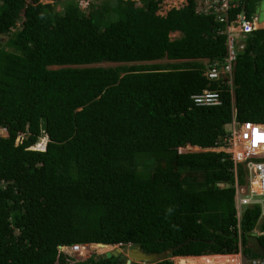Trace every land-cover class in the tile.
Listing matches in <instances>:
<instances>
[{"label":"trees","instance_id":"trees-1","mask_svg":"<svg viewBox=\"0 0 264 264\" xmlns=\"http://www.w3.org/2000/svg\"><path fill=\"white\" fill-rule=\"evenodd\" d=\"M82 1L0 0V264H126L75 260L76 243L181 244L156 264L240 244L264 259L247 241L258 228L264 246L262 207L238 227L245 171L223 148L233 119L264 124V26L237 44L230 87L205 74L228 54L225 24L194 0L165 14L163 0ZM261 1L231 15L250 19ZM207 88L221 103H194Z\"/></svg>","mask_w":264,"mask_h":264},{"label":"built area","instance_id":"built-area-1","mask_svg":"<svg viewBox=\"0 0 264 264\" xmlns=\"http://www.w3.org/2000/svg\"><path fill=\"white\" fill-rule=\"evenodd\" d=\"M198 13L214 15L215 18L225 24V29L219 31L227 36L228 54L223 61L208 65L205 72L210 80H223L232 87V63L237 53V41L246 37L247 33L257 27L258 17L254 14L250 19L243 12H239L234 17L231 15V9L240 5V0H194ZM240 44H243L240 42ZM232 89V88H231ZM220 92L214 89H204L201 93L194 94L192 99L196 105H215L220 103ZM228 134L223 143V148L231 153L236 163H242L244 167V182L239 181L238 170L235 169V208L240 228V218L243 209L248 205L260 204L262 207L261 215L264 216V160L247 159L251 154H263L264 149L257 151L251 147L241 148V137H248L254 141L253 130L256 131L255 141L260 140L264 135V124L256 123H238L235 119L228 124ZM244 129V130H242ZM252 144V143H251ZM38 145V144H37ZM44 146V145H43ZM240 147V148H239ZM36 148H43L36 146ZM71 250L81 252L87 250L85 244H73ZM241 248V244H240ZM250 264H263L264 260L251 259ZM138 264H153L141 262Z\"/></svg>","mask_w":264,"mask_h":264},{"label":"rangeland","instance_id":"rangeland-1","mask_svg":"<svg viewBox=\"0 0 264 264\" xmlns=\"http://www.w3.org/2000/svg\"><path fill=\"white\" fill-rule=\"evenodd\" d=\"M43 2L47 3V2H54V0H42ZM137 3H141V0H136ZM186 2V0H163L162 2V5H161V8L159 10V13L160 14H165L170 8L172 7H180L182 6L184 3ZM87 5V0H83L81 2V6L83 8H85ZM256 16L258 17V20H259V24H257L256 26L257 27H263L264 26V0H262L261 2L258 3L257 5V10H256ZM170 36L172 38H176V37H179L180 36V33L179 32H173L170 34ZM8 39V36L7 35H1L0 37V44L1 45H5L6 44V41ZM240 42H243L242 38L239 39V41H237V44H240ZM206 61V60H205ZM155 62H159V63H167V62H175V61H172V60H169L167 58H164V59H161V60H157ZM100 65H114L113 63H101ZM53 67H57V66H53ZM229 128V126H227ZM244 130V129H242ZM0 135H4L6 136L7 135V131L3 128L0 129ZM44 141H45V138H42L40 139V142H38V145L37 146H40V147H43L44 145ZM252 143V144H251ZM241 148H247V147H251L252 149L254 150H262L264 149V141H262L261 139L258 140V141H255V143L253 141H251L250 139H248V137H241ZM255 232H253L254 234H256V230L259 231L258 228H255L254 229ZM109 249H112V248H107V249H100V248H97L95 251L97 253H94V254H99V253H102L103 251H106V250H109ZM93 255V253L90 252V249L88 251H84V252H81V253H76L73 257L75 260H82V259H86L88 257H90V255ZM232 255V254H231ZM234 256H237V257H234L237 259V264H250L251 261L246 259L241 253H237V254H234ZM234 258H214L212 257V260H210V264H231L228 262V260L230 259H234ZM174 261H175V264H181L179 263L178 261V257H174L173 258ZM208 261V260H207ZM213 261V262H212Z\"/></svg>","mask_w":264,"mask_h":264},{"label":"water","instance_id":"water-1","mask_svg":"<svg viewBox=\"0 0 264 264\" xmlns=\"http://www.w3.org/2000/svg\"><path fill=\"white\" fill-rule=\"evenodd\" d=\"M247 241L249 246L259 255H264V246L261 244L259 237L255 234H250L247 237ZM99 245L104 246L105 244L99 243ZM181 246H173L168 247L167 249L163 251H157V252H145L139 247H131L127 250V252H124L119 247H115L111 251H106L102 253L101 255H98V259H106L111 258L112 256L118 257V261L122 262L126 259V264H130L132 261H145V262H153V261H161L164 259H167L170 253L173 250L178 249Z\"/></svg>","mask_w":264,"mask_h":264},{"label":"clouds","instance_id":"clouds-1","mask_svg":"<svg viewBox=\"0 0 264 264\" xmlns=\"http://www.w3.org/2000/svg\"><path fill=\"white\" fill-rule=\"evenodd\" d=\"M221 80V79H220ZM216 81H218V80H216ZM220 100H221V96H220ZM220 103H221V101H220ZM228 126V125H227ZM262 216V215H261ZM253 232H255V230H253ZM252 232V234H254ZM256 234L255 235H259V234H262L263 233V231H257L256 230ZM76 244H83V243H76ZM103 244V243H102ZM73 245V244H72ZM71 245V246H72ZM85 245H87V250L86 251H88L89 249H90V252L91 253H93V255H101L102 253H104V252H106V251H111V250H113L115 247H119V248H121V250L122 251H124V252H127V250L129 249V248H131V247H134V245L132 244V243H127L125 246H123V244H121V243H118V244H115V245H110V244H105L106 246H110V248H112V249H109V250H106V251H103L102 253H99V254H94V253H97L95 250L97 249V248H99V247H97V245H99V243H96V244H85ZM70 246V247H71ZM69 247V248H70ZM135 247H137V246H135ZM71 249V248H70ZM72 251V253L75 255L76 253H81V252H84V251H81V252H74L73 250H71ZM239 253H241L242 254V252H241V248L239 249ZM237 254V253H236ZM212 255V254H211ZM232 255H234V254H232ZM243 255V254H242ZM90 256H92V254L90 255ZM244 256V255H243ZM176 257H178V256H176ZM180 257H188V256H180ZM245 257V256H244ZM174 257H172V259H173ZM246 258V257H245ZM246 259H248V258H246ZM252 258H249L248 260H251ZM255 259H260V258H255ZM174 260V259H173ZM260 260H264V259H260ZM125 261V263H126V259L124 260ZM141 262H145V261H132L130 264H138V263H141ZM156 262L157 261H153V262H147V263H153V264H156ZM175 262V261H174ZM264 264V263H263Z\"/></svg>","mask_w":264,"mask_h":264},{"label":"bare ground","instance_id":"bare-ground-1","mask_svg":"<svg viewBox=\"0 0 264 264\" xmlns=\"http://www.w3.org/2000/svg\"><path fill=\"white\" fill-rule=\"evenodd\" d=\"M101 250L102 249H107L110 248V246H102V245H97ZM212 257L214 258H234L237 256L234 255H229V254H215V255H203V256H194V257H184V258H179L178 261L181 264H210V260H212ZM208 260V261H207ZM213 262V261H212ZM229 263L231 264H237V259H230L228 260Z\"/></svg>","mask_w":264,"mask_h":264},{"label":"snow or ice","instance_id":"snow-or-ice-1","mask_svg":"<svg viewBox=\"0 0 264 264\" xmlns=\"http://www.w3.org/2000/svg\"><path fill=\"white\" fill-rule=\"evenodd\" d=\"M253 135H254V143H255V136H256V131H255V129L253 130ZM260 139L262 140V141H264V135H261L260 136Z\"/></svg>","mask_w":264,"mask_h":264},{"label":"crops","instance_id":"crops-1","mask_svg":"<svg viewBox=\"0 0 264 264\" xmlns=\"http://www.w3.org/2000/svg\"><path fill=\"white\" fill-rule=\"evenodd\" d=\"M179 259V258H178Z\"/></svg>","mask_w":264,"mask_h":264}]
</instances>
